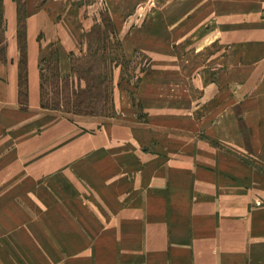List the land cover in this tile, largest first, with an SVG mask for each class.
<instances>
[{
    "label": "crops",
    "instance_id": "1",
    "mask_svg": "<svg viewBox=\"0 0 264 264\" xmlns=\"http://www.w3.org/2000/svg\"><path fill=\"white\" fill-rule=\"evenodd\" d=\"M41 1L24 0L29 101L22 109L18 4L3 0L0 192L8 195L0 204V264H264V168L249 160L264 165V90L244 104L249 142L231 123L210 145L181 138L177 151L164 152L159 142L160 151L139 162L136 152L104 151L114 136L100 138L103 152L89 153L84 130L41 105L48 58L41 33L65 29H52L50 0Z\"/></svg>",
    "mask_w": 264,
    "mask_h": 264
},
{
    "label": "rangeland",
    "instance_id": "2",
    "mask_svg": "<svg viewBox=\"0 0 264 264\" xmlns=\"http://www.w3.org/2000/svg\"><path fill=\"white\" fill-rule=\"evenodd\" d=\"M16 2L20 83L27 90V15L24 0ZM3 5L0 0V77L7 56ZM260 8L264 0H50L52 29H65L40 38L48 57L41 65L47 99L60 105L49 111L84 130L89 153L103 152L100 138L114 136L116 143L104 151L136 152L137 162L160 151L159 142L166 143L164 152L177 151L181 138L210 145L231 123L249 142L244 104L264 90ZM66 46L73 49L67 72L61 61ZM7 195L0 192V204Z\"/></svg>",
    "mask_w": 264,
    "mask_h": 264
},
{
    "label": "trees",
    "instance_id": "3",
    "mask_svg": "<svg viewBox=\"0 0 264 264\" xmlns=\"http://www.w3.org/2000/svg\"><path fill=\"white\" fill-rule=\"evenodd\" d=\"M43 73V72H42ZM47 77L44 76V74H42V87H41V105L43 109L46 110H53V111H57L60 110V105L59 103H51L48 99H47V92H46V82H47ZM75 94V93H73ZM78 95V94H77ZM80 97V94L78 95ZM55 97L60 99L61 95L60 93H56ZM93 98H91V102H93L92 100ZM99 100V99H98ZM28 101H29V94H28V89L26 90L23 85H21V93H20V103L21 105H23L24 107L28 105ZM95 102V101H94ZM99 102H103L102 100H99ZM76 107H80L79 102H77ZM91 115H94V112H91Z\"/></svg>",
    "mask_w": 264,
    "mask_h": 264
}]
</instances>
